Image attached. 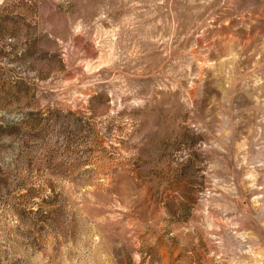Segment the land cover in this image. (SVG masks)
I'll return each mask as SVG.
<instances>
[{
    "label": "rangeland",
    "instance_id": "rangeland-1",
    "mask_svg": "<svg viewBox=\"0 0 264 264\" xmlns=\"http://www.w3.org/2000/svg\"><path fill=\"white\" fill-rule=\"evenodd\" d=\"M0 264H264V0H0Z\"/></svg>",
    "mask_w": 264,
    "mask_h": 264
}]
</instances>
